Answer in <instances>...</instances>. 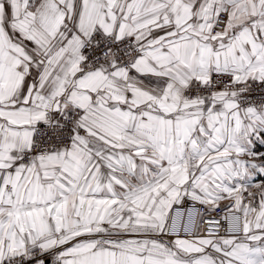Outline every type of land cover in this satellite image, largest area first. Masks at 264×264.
Wrapping results in <instances>:
<instances>
[{"label": "snow or ice", "instance_id": "obj_1", "mask_svg": "<svg viewBox=\"0 0 264 264\" xmlns=\"http://www.w3.org/2000/svg\"><path fill=\"white\" fill-rule=\"evenodd\" d=\"M0 264H264V0H0Z\"/></svg>", "mask_w": 264, "mask_h": 264}]
</instances>
